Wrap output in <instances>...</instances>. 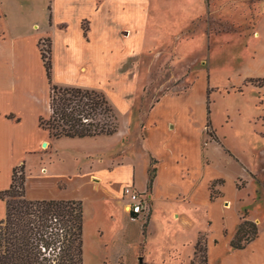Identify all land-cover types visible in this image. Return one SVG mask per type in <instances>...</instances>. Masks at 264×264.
I'll return each mask as SVG.
<instances>
[{
	"label": "rangeland",
	"instance_id": "rangeland-1",
	"mask_svg": "<svg viewBox=\"0 0 264 264\" xmlns=\"http://www.w3.org/2000/svg\"><path fill=\"white\" fill-rule=\"evenodd\" d=\"M0 14L11 29L32 37V48L34 35H42L39 50L52 51L53 65L63 62L80 32L85 35L87 62L68 83L105 93L117 115L116 139L126 134L132 140L114 149L137 158L140 179L138 128L156 122L154 113L174 112L161 107L165 98H188L189 115L204 120L196 123L204 148L218 139L247 151L244 158L261 177L230 160L227 174L244 181L248 175L264 189V0H0ZM99 42L101 55L93 52ZM226 130H239L246 142L228 143ZM251 179L250 193L259 187ZM123 205L100 201L84 208V264H167L143 251L139 223L131 225L137 221L127 218Z\"/></svg>",
	"mask_w": 264,
	"mask_h": 264
},
{
	"label": "crops",
	"instance_id": "crops-1",
	"mask_svg": "<svg viewBox=\"0 0 264 264\" xmlns=\"http://www.w3.org/2000/svg\"><path fill=\"white\" fill-rule=\"evenodd\" d=\"M2 19L3 15L0 18V192L10 188L13 170L24 166L28 199L76 200L82 201L84 208L100 201H115L118 205L124 201L123 210L129 219L128 199L123 197V189L132 186L150 196L147 225L143 217L131 223H139L142 249L148 255L154 253L167 264H191L200 235L207 233L208 264H264V189L255 178L247 175L244 181L240 176H228L226 170V160H230L258 175L252 171L253 164L244 158L247 151L224 146L218 139L219 142L206 143L204 148L203 131L196 125L204 120L200 122L189 115L188 98H165L161 107H172L174 112L154 113L156 122L147 130L138 128L136 138L144 162L142 179L138 176L137 158L114 149L122 140L132 141L124 138L126 134L120 140L116 137L121 132L84 139L53 138L40 125V119L47 120L51 114L50 83L38 47L42 35H34L32 48V37L11 29ZM64 27H68L67 23ZM62 30L59 26V31ZM87 46L81 32L77 40L66 46L63 62L54 61V85L76 87L68 81L86 64ZM102 51L99 42L93 52L101 55ZM100 60L99 56L97 61ZM144 120H148V115ZM131 133L128 131L127 135ZM222 134L226 135V141L246 142L239 130H226ZM152 170H155L154 179L149 188ZM248 179L259 185L251 193L246 189ZM214 185H218L216 197L212 195ZM6 213V201L0 198V221ZM243 220L257 225L258 237L244 249H234L231 242Z\"/></svg>",
	"mask_w": 264,
	"mask_h": 264
},
{
	"label": "trees",
	"instance_id": "trees-1",
	"mask_svg": "<svg viewBox=\"0 0 264 264\" xmlns=\"http://www.w3.org/2000/svg\"><path fill=\"white\" fill-rule=\"evenodd\" d=\"M41 54L50 83L51 114L47 120L41 118L40 125L56 139L116 134L117 115L105 93L54 85L52 51L49 56L44 50ZM225 151L229 153L226 148ZM154 172L152 170L149 174V188L153 184ZM25 182V167H16L10 188L0 192V198L7 206L6 217L0 221V264H84L83 202L30 200L26 197ZM258 233L254 222L243 220L231 242L232 248L244 249L258 237ZM202 236L196 243L191 264H208L207 239L203 242Z\"/></svg>",
	"mask_w": 264,
	"mask_h": 264
},
{
	"label": "built area",
	"instance_id": "built-area-1",
	"mask_svg": "<svg viewBox=\"0 0 264 264\" xmlns=\"http://www.w3.org/2000/svg\"><path fill=\"white\" fill-rule=\"evenodd\" d=\"M123 197L128 199L129 216L132 221L150 215V196L146 192H140L132 186H127L123 189Z\"/></svg>",
	"mask_w": 264,
	"mask_h": 264
}]
</instances>
